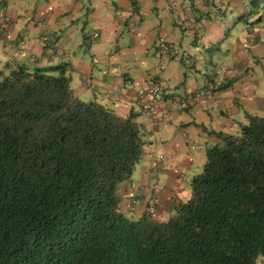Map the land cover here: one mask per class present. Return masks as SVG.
Here are the masks:
<instances>
[{"label":"trees","instance_id":"obj_1","mask_svg":"<svg viewBox=\"0 0 264 264\" xmlns=\"http://www.w3.org/2000/svg\"><path fill=\"white\" fill-rule=\"evenodd\" d=\"M3 68L0 264H257L264 257V117L247 115L236 133L214 132L186 195L172 197L163 215L151 196L134 216L121 211L119 191L144 143L134 116L79 99L65 64Z\"/></svg>","mask_w":264,"mask_h":264},{"label":"crops","instance_id":"obj_2","mask_svg":"<svg viewBox=\"0 0 264 264\" xmlns=\"http://www.w3.org/2000/svg\"><path fill=\"white\" fill-rule=\"evenodd\" d=\"M7 63L65 64L79 99L132 114L146 156L137 162L141 181L120 186V209L139 215L154 196L163 215L177 190L186 195L199 169L192 159L204 163V151L188 147L211 146L216 130L236 133L247 115L264 117V0H0V70ZM210 76L215 89L186 105ZM151 84L162 97L151 114L162 120L141 122L133 102ZM157 154L171 173L166 187L151 174Z\"/></svg>","mask_w":264,"mask_h":264},{"label":"rangeland","instance_id":"obj_3","mask_svg":"<svg viewBox=\"0 0 264 264\" xmlns=\"http://www.w3.org/2000/svg\"><path fill=\"white\" fill-rule=\"evenodd\" d=\"M175 62H177V63H179V64H181V65H186L185 67H188V65L187 64H182L183 63V60H180L179 58H175ZM18 65H21V64H18ZM4 69V68H3ZM191 68L189 67V69L187 70V72H189L190 74H191V70H190ZM213 79V77L212 76H210V77H206L205 79H204V83H203V85L202 86H200L199 87V89H196L195 91H193V93L192 94H194V95H196V92H198V91H200L201 90V92L203 93V94H206V93H208L209 92V89H208V84L210 83L211 84V86L212 85H215L213 82H211V80ZM204 85H205V87H204ZM145 90V89H144ZM143 90V91H144ZM193 95V96H194ZM189 99V98H188ZM201 99V98H200ZM134 103V105L137 107H135L134 108V111H137L138 112V114H137V116H135L137 119H139L141 122H144L145 120H147V122L149 123V121L150 120H148V118L150 119V117L152 118V119H154V118H157L158 120H162L161 119V117L162 116H159V115H157V116H154V113L153 114H151L155 109H153L152 111H149V110H146V109H143V108H141L140 106H139V104H137L136 103V101L135 102H133ZM251 103V102H250ZM194 102H192V101H188V103H186V105H189V106H194ZM185 105V106H186ZM139 108V109H138ZM150 114V115H149ZM162 115V114H161ZM134 120V119H133ZM135 121V120H134ZM139 122H137V124H138ZM207 126V125H206ZM140 128V127H139ZM211 128L212 129H218L219 127H217V125H211V126H207V131H211ZM161 129V128H160ZM159 129V130H160ZM217 132L218 131H220V130H216ZM221 132V131H220ZM214 133V132H213ZM223 133V132H222ZM161 134V133H160ZM162 134H163V132H162ZM197 143H194V145H192V146H190V147H188L189 148V152H191V151H200L202 154H203V151L205 152V150H203L204 149V147H209L210 146V143L208 142V143H204V144H199V145H196ZM145 151H146V149H145V147L143 148L142 147V149H141V154H140V158L142 157H145L146 156V154H145ZM141 158V159H142ZM140 159V160H141ZM164 159H165V157L164 156H162V154H157V156H155V158H153V168H151V170H157V171H154V172H152L151 174H154L155 176H160V177H162V181L160 182V184L161 185H163V183L165 182V187L166 186H168L167 184H166V182L168 181L166 178H168V177H170V174L171 173H168V172H166L164 169H163V166H166V165H164V164H161V162H163L164 161ZM139 160V161H140ZM143 160V159H142ZM201 160H203V159H201ZM192 161H195V162H193L194 163V167H198L199 166V169H197L198 171L199 170H201V168H202V161H199V158H196L195 157V159L193 160L192 159ZM142 161H140V163H141ZM164 163H166V161L164 162ZM136 167H137V163L134 165V167H133V170H132V175H131V178L129 179V180H127L126 181V183L127 182H129V184H137L138 183V181H141V178H140V175H137V174H139V172L137 173L136 172ZM161 169V170H160ZM170 171H172V170H170ZM186 171V175L187 174H189V173H191V169L190 170H185ZM197 171V172H198ZM196 172V173H197ZM194 173V172H193ZM150 173H147V175H148V178L151 180V178H152V175H151ZM173 174V173H172ZM179 174V173H178ZM185 175V177H187ZM125 185V183L122 185V187ZM145 186V184L144 185H140L139 186V192L141 191V189L143 188ZM137 194V193H136ZM138 195V194H137ZM173 195H175V196H178L179 195V192H178V190H177V194H173ZM122 198H123V196H122ZM124 212V211H123ZM127 216H131V215H127ZM261 259H263L264 260V257H260ZM258 260H259V258H258ZM257 260V261H258ZM264 262V261H263ZM257 264H260V262L258 263L257 262Z\"/></svg>","mask_w":264,"mask_h":264},{"label":"built area","instance_id":"obj_4","mask_svg":"<svg viewBox=\"0 0 264 264\" xmlns=\"http://www.w3.org/2000/svg\"><path fill=\"white\" fill-rule=\"evenodd\" d=\"M212 86L208 85L209 91L212 90ZM205 95L200 91L196 92L193 96V100L203 98ZM162 101L161 91L157 84L149 85L144 91L139 92L136 97V103L143 109L152 111L153 108ZM168 101V100H166Z\"/></svg>","mask_w":264,"mask_h":264},{"label":"clouds","instance_id":"obj_5","mask_svg":"<svg viewBox=\"0 0 264 264\" xmlns=\"http://www.w3.org/2000/svg\"><path fill=\"white\" fill-rule=\"evenodd\" d=\"M163 49H166V47L163 46ZM185 61H186V63L188 62V60H185ZM208 85H211V84L209 83ZM212 87H213L212 90L215 89V85H212ZM212 90H210V91H212Z\"/></svg>","mask_w":264,"mask_h":264}]
</instances>
